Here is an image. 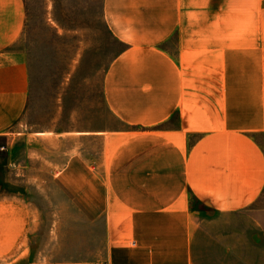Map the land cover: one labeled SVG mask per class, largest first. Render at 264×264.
<instances>
[{"label": "crops", "instance_id": "obj_1", "mask_svg": "<svg viewBox=\"0 0 264 264\" xmlns=\"http://www.w3.org/2000/svg\"><path fill=\"white\" fill-rule=\"evenodd\" d=\"M102 15L122 45L103 76L112 125L31 133L34 147L66 145L49 164L54 178L81 179L74 208L88 223L97 210L101 251L45 260L29 237L35 208L9 191L0 264H264V0H103ZM26 21L24 0H0L8 147L26 135Z\"/></svg>", "mask_w": 264, "mask_h": 264}, {"label": "rangeland", "instance_id": "obj_2", "mask_svg": "<svg viewBox=\"0 0 264 264\" xmlns=\"http://www.w3.org/2000/svg\"><path fill=\"white\" fill-rule=\"evenodd\" d=\"M24 2L27 21L21 46L28 53L29 91L25 127L20 131L26 135L15 136L9 147L0 137V194L22 191L20 196L35 208V231L29 237L40 253L49 256L45 260L95 261L103 230L95 219L97 210H91L94 216L88 223L74 208L82 200L81 179L54 178L55 168L49 164L61 162L66 145L42 140L34 147L31 133L112 125L103 103V76L122 45L105 26L103 0ZM35 148L43 156L36 168Z\"/></svg>", "mask_w": 264, "mask_h": 264}]
</instances>
